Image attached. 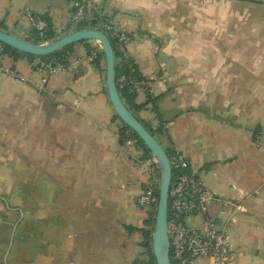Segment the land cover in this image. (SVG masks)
I'll list each match as a JSON object with an SVG mask.
<instances>
[{
	"label": "crops",
	"instance_id": "obj_1",
	"mask_svg": "<svg viewBox=\"0 0 264 264\" xmlns=\"http://www.w3.org/2000/svg\"><path fill=\"white\" fill-rule=\"evenodd\" d=\"M88 2V22L105 17L130 36L126 51L144 80L134 98L141 108L132 113L158 130L161 145L214 197L187 223L204 233L205 219L231 218L233 264H264L260 54L239 52L236 63L226 57L214 69L211 59L186 51L184 0ZM71 12L72 0H0V30L34 43L32 18L40 15L56 40L76 30ZM101 24L79 29L100 31ZM67 47L66 62L49 69L33 68L40 56L1 58L0 264H156V209H140L135 200L159 182L158 163L138 139L126 144L99 42Z\"/></svg>",
	"mask_w": 264,
	"mask_h": 264
},
{
	"label": "built area",
	"instance_id": "obj_2",
	"mask_svg": "<svg viewBox=\"0 0 264 264\" xmlns=\"http://www.w3.org/2000/svg\"><path fill=\"white\" fill-rule=\"evenodd\" d=\"M88 0H72V12L70 14V27L79 30L81 25L88 20L90 12ZM109 34L115 40V48L120 52L122 58L128 61L130 73H136L137 68L126 51L130 36L118 31L112 20L105 19L101 22ZM47 28V22L42 16L32 18V29L41 38ZM3 56V46L0 43V64ZM91 59L95 53L90 54ZM34 69H49V64L39 58L32 62ZM11 75H16L14 70H8ZM133 82L132 76L122 75L117 80L119 87L125 82ZM136 89L139 87L135 83ZM123 136L126 144H136L137 137L131 129H124ZM176 169L172 173L167 195V236L169 241L170 264H200L202 259H209L213 264H233V256L230 253L226 240L231 218L221 221L219 227L213 219H205L203 224L206 232H202L187 223V217L193 214H204L207 210L209 200L214 198L209 192L204 181L197 175L185 172L186 162L180 156L173 161ZM159 182L150 181L147 186L136 197L135 203L140 209H156L158 202Z\"/></svg>",
	"mask_w": 264,
	"mask_h": 264
},
{
	"label": "rangeland",
	"instance_id": "obj_3",
	"mask_svg": "<svg viewBox=\"0 0 264 264\" xmlns=\"http://www.w3.org/2000/svg\"><path fill=\"white\" fill-rule=\"evenodd\" d=\"M189 1L184 0L180 16V37L184 43L181 46L201 54L208 64L211 59L214 69L226 57L236 63L232 59L239 52L259 53L264 84V0ZM189 3L191 11H187ZM250 71L249 77L253 78L255 72Z\"/></svg>",
	"mask_w": 264,
	"mask_h": 264
},
{
	"label": "water",
	"instance_id": "obj_4",
	"mask_svg": "<svg viewBox=\"0 0 264 264\" xmlns=\"http://www.w3.org/2000/svg\"><path fill=\"white\" fill-rule=\"evenodd\" d=\"M96 40L101 46V51L106 63V86L111 105L116 116L121 122L134 132L142 144L156 159L159 166L158 202L152 233V254L156 264H170L169 241L167 236V195L172 177V167L165 148L134 116L120 98L114 76V53L110 41L105 34L94 29H79L68 33L56 40L43 43H29L0 30V43L17 51L33 56H45L61 50L75 42ZM211 174H209L210 176ZM209 181L208 177L205 178ZM222 218L216 220L220 226Z\"/></svg>",
	"mask_w": 264,
	"mask_h": 264
},
{
	"label": "trees",
	"instance_id": "obj_5",
	"mask_svg": "<svg viewBox=\"0 0 264 264\" xmlns=\"http://www.w3.org/2000/svg\"><path fill=\"white\" fill-rule=\"evenodd\" d=\"M106 18L105 17H96L94 16L93 19L90 20V22L85 21L82 25L81 28L84 27H89V28H94L97 24V22H103ZM46 20V19H45ZM47 22V21H46ZM99 30L106 35V37L108 38V40L110 41V44L112 46L113 49V53H114V61H115V68H114V76H115V82H116V86H117V90L118 93L120 95L121 100L123 101V103L126 105V107L131 111V112H135L137 110H139L141 108V106L136 105L134 103V98L137 92L135 83H137V86H143V77L140 76V74L138 72L136 73H130L129 69H128V61H125L120 52L117 51V49L115 48V40L111 37H109V34L107 32V30L105 28H99ZM33 33V42L34 43H42V42H49L52 41L55 37L52 35V33L48 30V25L47 28L44 32V36L43 37H39L38 33L35 30H32ZM3 46V53H9L11 55L17 56V55H28L30 57H35L33 55L30 54H25L23 52L17 51L7 45L2 44ZM69 47L63 48L61 50H58L52 54L49 55H45V56H40L38 57L41 61H43L44 63H48L49 65L54 64L57 65V61H60L61 64H64L66 62V51L68 50ZM122 75H127V76H132L133 82H125L124 86L119 87L117 80L119 79L120 76ZM123 129H129L126 125H123ZM152 135L154 137L159 138V132L158 130L156 131H151ZM133 134L137 137V135L133 132ZM138 138V137H137ZM138 141L142 144V142L139 140ZM143 145V144H142ZM144 149L147 150V148L144 146ZM165 151L167 153L168 159L171 163V167H172V173H175L176 169L173 167V161L176 160L180 155H178L177 152L169 149V148H165ZM157 195H158V190H157ZM153 221V220H152ZM153 257V255H152ZM154 259V257H153Z\"/></svg>",
	"mask_w": 264,
	"mask_h": 264
}]
</instances>
